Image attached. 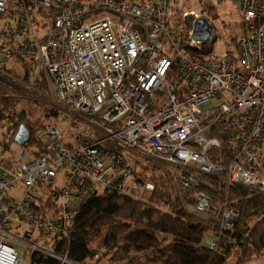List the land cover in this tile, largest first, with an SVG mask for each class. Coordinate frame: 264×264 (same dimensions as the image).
<instances>
[{
	"label": "built area",
	"instance_id": "obj_1",
	"mask_svg": "<svg viewBox=\"0 0 264 264\" xmlns=\"http://www.w3.org/2000/svg\"><path fill=\"white\" fill-rule=\"evenodd\" d=\"M171 1L0 0V72L21 60L37 87L42 69L74 130L46 126L42 157L0 146V264H30L27 256L67 264L58 247L79 209L134 157L180 167L186 187L225 177L264 194V0H231L245 34L237 52L207 60L189 56L202 43L172 24ZM18 118L11 110L1 131ZM224 139L234 151L227 167L215 162ZM105 144L121 152L104 153ZM122 190L154 185L129 175ZM194 200L196 215L219 211L202 191ZM237 216L227 212L223 229Z\"/></svg>",
	"mask_w": 264,
	"mask_h": 264
},
{
	"label": "trees",
	"instance_id": "obj_2",
	"mask_svg": "<svg viewBox=\"0 0 264 264\" xmlns=\"http://www.w3.org/2000/svg\"><path fill=\"white\" fill-rule=\"evenodd\" d=\"M199 11L202 17L209 14L204 5ZM176 21L172 24H182L186 35L191 31L192 21H182L181 17ZM214 38L202 44L200 50L188 49L189 56L207 60L213 52ZM5 44L0 41V49ZM15 65L19 72L6 71L30 83L27 65L18 59H15ZM39 79L37 90L50 98L42 69H39ZM11 110L17 111L19 118L6 133L0 129V146L10 151L20 125H25L31 133L25 149L32 148L36 157H42L40 133L46 126L54 124L51 120L62 117L61 112L43 101H22L0 88V128ZM101 148L107 154L121 152L110 144ZM233 156L228 140H222L215 162L227 167ZM164 167L134 157L125 172L112 178L109 187L89 198L76 215L69 239L59 244L58 252L67 257V264H87L101 253L121 249L124 243L137 254L124 264H228L233 255L235 264H249L264 257V194L242 185H230L225 177L200 176V187H186L179 169ZM129 175L154 185L147 200L123 192V182ZM197 190L203 191L219 207L218 213L212 215L219 220L212 228L214 234H209L204 220L189 210L195 203L193 195ZM229 211L238 213L233 230L221 227ZM207 236L218 237L216 248L211 249L206 244ZM30 264L61 263L52 258L34 257Z\"/></svg>",
	"mask_w": 264,
	"mask_h": 264
},
{
	"label": "rangeland",
	"instance_id": "obj_3",
	"mask_svg": "<svg viewBox=\"0 0 264 264\" xmlns=\"http://www.w3.org/2000/svg\"><path fill=\"white\" fill-rule=\"evenodd\" d=\"M201 5L208 7L209 14H206V17L204 18H206L209 21L210 25L213 26L212 32H213V37H215L214 43H213V51L215 53H223V52H227L231 50L237 52L239 49L240 41L245 34V28L239 16L238 7L231 0H216L213 3H206L204 1H199V0H172L170 2V20L178 21L179 18L181 17L182 21L184 20L192 21L193 19H191V17L195 19L202 17L199 14L200 13L199 9L201 8ZM194 21L195 20L192 21V27H193ZM181 26L182 24H179V26H176V27L180 28ZM18 68L19 67L15 65V60H14V61H11L9 64H7V66H5L3 70H1L0 88L7 91L11 96L21 99L22 101L38 100V101H43L47 104L55 106L61 112L62 117H60L58 120H51L50 123H54L52 124L54 126L64 128L68 135L71 134L74 130L72 129V126L70 125V123L66 121V117L68 116L61 110L60 106L54 101L52 95L50 98L47 97L46 95H44V93L40 92V90H37V87L33 86L31 83L29 82L26 83L20 78H17L14 74L6 71V70L11 69V70H15L16 72H19ZM48 87L50 90L49 83H48ZM207 108L209 109L210 105H208ZM11 149L12 151H15V152L25 151L24 150L25 147L21 148L17 146L16 144ZM148 163L157 164L158 166H161V167L168 166L171 168H177L180 170L181 175H183L184 173V170L181 169L180 167L171 166V165L162 163L160 161L150 159ZM197 191H201V190H197ZM151 192L145 191L137 195L136 193L130 191V192H127V194L132 196L133 198L147 200ZM193 206L190 207L189 210L191 213L196 215V213L193 211ZM196 217L204 220L205 224L210 229L209 234H214L212 232V228L216 226L217 223H219V220L216 219V217L214 218L211 215H203V214L201 215L197 214ZM221 227L223 228L222 223H221ZM233 229H234V226L230 230H233ZM207 238H209V236H207ZM22 251H25V250H22ZM136 256L137 254L133 253L129 245L124 243L121 249L113 250L111 252L101 253L94 260L88 261L87 264H95V263L97 264H124L128 259L135 258ZM25 262L27 263L31 262V258L27 256ZM228 264H235L234 255L230 258ZM249 264H264V257L257 259L255 261H252Z\"/></svg>",
	"mask_w": 264,
	"mask_h": 264
},
{
	"label": "water",
	"instance_id": "obj_4",
	"mask_svg": "<svg viewBox=\"0 0 264 264\" xmlns=\"http://www.w3.org/2000/svg\"><path fill=\"white\" fill-rule=\"evenodd\" d=\"M213 32L209 21L204 17L197 18L192 27L191 38L202 44L209 43L212 40ZM30 130L25 125H20L14 136V144L19 147H25L30 139Z\"/></svg>",
	"mask_w": 264,
	"mask_h": 264
}]
</instances>
